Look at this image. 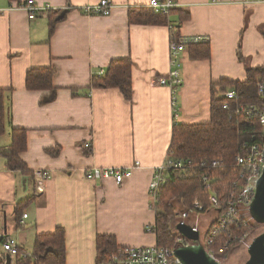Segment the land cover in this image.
<instances>
[{"label":"crops","instance_id":"obj_1","mask_svg":"<svg viewBox=\"0 0 264 264\" xmlns=\"http://www.w3.org/2000/svg\"><path fill=\"white\" fill-rule=\"evenodd\" d=\"M26 1L0 0V89L7 111L0 150L10 145L12 129H25L20 157L30 174L44 170L48 178L36 194L33 178L8 170L0 157V242L9 237L31 252L35 236L62 228L65 264H96L97 236H113L120 248L155 245V234L145 231L155 223L149 184L166 158L172 126L210 121L212 83L246 79L238 50L246 67L264 66V0H175L169 20L180 37H207L211 57L191 60L186 48L174 93L158 83L170 71L169 26L128 21L129 9L149 0H110L109 16L84 13L101 0H33L49 6L33 20L20 8ZM49 14H63L51 35ZM126 58L130 101L116 89L90 88L93 75ZM43 68L53 69L56 88L45 105L40 101L47 93L25 87L26 73ZM93 167L132 169V175L120 185L111 178L89 181L85 172ZM32 196L19 226L16 206Z\"/></svg>","mask_w":264,"mask_h":264},{"label":"trees","instance_id":"obj_2","mask_svg":"<svg viewBox=\"0 0 264 264\" xmlns=\"http://www.w3.org/2000/svg\"><path fill=\"white\" fill-rule=\"evenodd\" d=\"M173 13L176 12L173 10L164 15L146 7L130 8L128 21L130 24L169 26V41H175L179 33L178 28L169 20V16ZM181 16L184 19L187 17L183 14ZM48 18L51 35L53 23L58 18L55 14H49ZM186 48L191 60H209L211 57L209 42L188 44ZM237 57L245 66L246 79L242 82L221 80L212 83L210 121L206 124L174 123L172 126L171 142L166 157L171 160L191 162V166L185 170L168 169L164 173V182L156 193L153 206L154 234L156 245L159 247L175 248L182 245L178 242V234L173 223L177 221V214L189 212L193 209L194 203L203 207L201 212L196 210L197 215L212 212L216 216L206 236L210 241L206 251L216 260H226L233 250L241 246L248 235L264 227L248 217L246 212L233 213L226 219L225 224L220 223V219L228 213L227 203L239 196L238 189L243 185L235 158L245 154L252 144L257 143L261 132L257 119H249L242 114L236 115L235 109L241 106H262L263 100L258 97V85H264V66L246 67L240 50L237 52ZM53 73L52 68L31 69L26 73V90L47 93L43 95L41 105L54 101L56 97V88L52 85ZM131 80L130 59H115L109 63L104 75L92 76L90 88L116 89L125 100L130 101ZM229 90H234L237 98L229 101L228 109H223L226 102L224 95ZM5 93L6 90L0 89V137L6 132ZM10 136V145L0 150V157L5 160V167L8 170L21 171L32 177L35 187L33 173L30 174L20 157L26 150L27 132L25 129H12ZM213 161L219 163L217 168L211 166ZM204 178L207 182L203 181ZM234 184L239 188L234 189ZM211 195L217 198V204H211L209 200ZM33 200L34 196L16 206L15 215L18 219L23 215V209ZM119 249L113 236H97L96 264H109L111 255L116 254ZM30 253L32 259L17 256L13 264H65L64 230L57 228L52 234L35 236ZM8 257L11 261L12 257ZM0 264H8L5 257L1 259Z\"/></svg>","mask_w":264,"mask_h":264},{"label":"built area","instance_id":"obj_3","mask_svg":"<svg viewBox=\"0 0 264 264\" xmlns=\"http://www.w3.org/2000/svg\"><path fill=\"white\" fill-rule=\"evenodd\" d=\"M216 1L217 0H211V2ZM20 8L28 13V18L30 20H33L37 13L49 10V6L40 7L33 0H27L24 4L20 5ZM112 8L113 4L110 0H101L97 5L85 8L84 13L87 15L109 16ZM146 8L152 10L155 13L167 15L169 12L177 8V3L175 0H149V2L146 4ZM207 42V37L187 38L180 37V35L177 40L169 41L170 71L167 77L158 79L159 85L170 87L172 93H174L173 91L181 84L179 73L180 54L186 50L188 44ZM103 74L104 72L102 70L98 72V76H102ZM258 97L263 100L262 106H241L235 109L236 115L242 114L249 119H257L261 126V132L258 139L259 141H257L255 144H252L245 154L235 158L236 167L239 169V178L243 180V185L240 189H238L239 186L234 184L233 188H237L239 190V196L227 203L226 208L228 213L225 215L223 214L224 217L220 219V223L222 224H225L226 219L236 212H246L248 217L250 216L249 209L254 197L256 182L261 177L262 170L264 168V85H258ZM224 98L226 99V102L223 105V109H228L229 101L237 98L236 92L234 90H229L225 93ZM176 119L177 113H175L174 109L173 120L175 121ZM89 147V144L85 145V148ZM135 165L137 166L138 164L136 163ZM189 166H191V162L171 160L166 157L162 164L156 168L149 184L152 208L156 201V193L160 185L164 182V173L168 169L185 170ZM211 166L213 168H217L219 163L217 161H213ZM131 175L132 169H100L93 167L86 170L85 172V178L89 181H101L111 178L117 185L122 184ZM33 177L35 180L36 194L42 193L45 180L48 178V173L44 170H35L33 171ZM203 181L207 182L206 178H204ZM206 187H208L207 184ZM209 200L211 204H217V198L214 195H211ZM171 201L172 199L169 200V202ZM196 210L201 212L203 207L198 203H194L193 209L189 210V212L177 214L176 224H186L192 227L193 230L198 231L199 242L206 250V246L210 243V241L206 238L207 232H205L204 236L201 238L198 225L195 222H186V220H188L190 217L197 215ZM26 218L27 214L24 213L21 216L19 226H23L24 220ZM145 231L146 233L154 234V226H147ZM1 242L4 253L8 256H11L12 258L19 256L23 259H32V255L29 251L21 250L14 240L10 239L9 237H3ZM178 242L182 243V245H187L186 241L180 235H178ZM175 248H163L157 246L156 244L153 246L138 248H120L116 254L111 255L109 264H182L179 258H177L174 254Z\"/></svg>","mask_w":264,"mask_h":264},{"label":"water","instance_id":"obj_4","mask_svg":"<svg viewBox=\"0 0 264 264\" xmlns=\"http://www.w3.org/2000/svg\"><path fill=\"white\" fill-rule=\"evenodd\" d=\"M63 14L59 16L61 19ZM250 217L264 225V168L262 175L256 182V189L249 209ZM175 231L187 243V245L177 246L174 254L182 264H220L202 247L199 242V233L192 227L178 223L175 225ZM248 260L245 264H264V231L257 235L248 246ZM8 264L10 259L5 257Z\"/></svg>","mask_w":264,"mask_h":264},{"label":"rangeland","instance_id":"obj_5","mask_svg":"<svg viewBox=\"0 0 264 264\" xmlns=\"http://www.w3.org/2000/svg\"><path fill=\"white\" fill-rule=\"evenodd\" d=\"M3 140H6V137L1 139V142ZM152 204V200L150 197V205ZM216 218L214 213H206L205 215H196L193 217H190L186 222H195L198 225V229L200 231L201 238L204 236L205 232L208 231V228L211 224V222ZM177 221H175L173 224H175ZM264 231V228H258L255 232L248 235L247 238L243 240V243L241 246H239L237 249L233 250L231 254L228 256V258L224 261L217 260L220 264H245L248 260V253L247 249L253 238H255L257 235H259L261 232ZM178 239V236H177ZM4 255V250L2 248V242H0V260L1 256Z\"/></svg>","mask_w":264,"mask_h":264}]
</instances>
